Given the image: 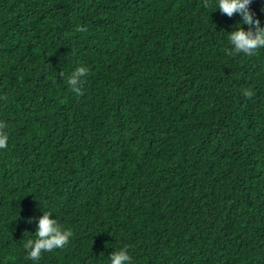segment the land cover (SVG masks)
Returning a JSON list of instances; mask_svg holds the SVG:
<instances>
[{
	"label": "trees",
	"instance_id": "trees-1",
	"mask_svg": "<svg viewBox=\"0 0 264 264\" xmlns=\"http://www.w3.org/2000/svg\"><path fill=\"white\" fill-rule=\"evenodd\" d=\"M216 7L0 0V264H264V48ZM44 211L73 235L33 261Z\"/></svg>",
	"mask_w": 264,
	"mask_h": 264
},
{
	"label": "clouds",
	"instance_id": "clouds-1",
	"mask_svg": "<svg viewBox=\"0 0 264 264\" xmlns=\"http://www.w3.org/2000/svg\"><path fill=\"white\" fill-rule=\"evenodd\" d=\"M251 0H217L219 11L231 18L234 14H238L241 20L236 24L235 30L228 32V40L232 45V50L228 51L229 56L243 53L245 55H253L255 52L264 48V27L260 26V21L253 18V13L249 9ZM207 7V3L204 5ZM242 25H248L249 29L244 30ZM84 28H77V31H85ZM227 51V50H226ZM88 68L79 66L67 78V84L70 90L77 95H81L82 85L84 81L81 77H86ZM244 95L251 97L252 92L245 90ZM5 125L0 123V149L7 148L8 135L3 131ZM51 212L44 211L39 217L37 228L35 231V239H28L24 244L27 250V258L38 261L43 252H51L54 249L64 248L70 241L73 233L71 230L63 228L57 219H50ZM33 218L29 217L28 222ZM109 264H130V256L126 248L113 251L109 254Z\"/></svg>",
	"mask_w": 264,
	"mask_h": 264
}]
</instances>
